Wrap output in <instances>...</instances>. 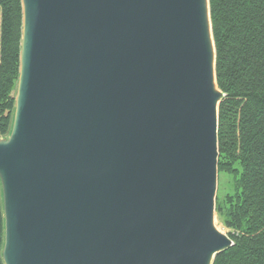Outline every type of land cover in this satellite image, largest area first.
Returning <instances> with one entry per match:
<instances>
[{
  "label": "water",
  "instance_id": "obj_1",
  "mask_svg": "<svg viewBox=\"0 0 264 264\" xmlns=\"http://www.w3.org/2000/svg\"><path fill=\"white\" fill-rule=\"evenodd\" d=\"M0 137L3 264H212L208 0H20Z\"/></svg>",
  "mask_w": 264,
  "mask_h": 264
},
{
  "label": "trees",
  "instance_id": "obj_2",
  "mask_svg": "<svg viewBox=\"0 0 264 264\" xmlns=\"http://www.w3.org/2000/svg\"><path fill=\"white\" fill-rule=\"evenodd\" d=\"M215 48L217 174L234 190L215 198L232 244L212 264H264V0H208ZM20 0H0V137L14 110L21 37ZM0 190V264H3Z\"/></svg>",
  "mask_w": 264,
  "mask_h": 264
},
{
  "label": "rangeland",
  "instance_id": "obj_3",
  "mask_svg": "<svg viewBox=\"0 0 264 264\" xmlns=\"http://www.w3.org/2000/svg\"><path fill=\"white\" fill-rule=\"evenodd\" d=\"M233 190H234L233 178H231L227 174H223V173L217 174L216 196L218 197V199L222 200L226 194H229ZM214 224L221 232L225 234L229 231V229L224 226L222 219L219 217V215H217L215 210H214Z\"/></svg>",
  "mask_w": 264,
  "mask_h": 264
}]
</instances>
